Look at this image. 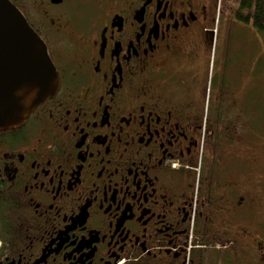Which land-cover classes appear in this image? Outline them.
<instances>
[{
  "label": "flooded vegetation",
  "instance_id": "obj_1",
  "mask_svg": "<svg viewBox=\"0 0 264 264\" xmlns=\"http://www.w3.org/2000/svg\"><path fill=\"white\" fill-rule=\"evenodd\" d=\"M8 1L59 86L0 131V264H220L219 244L262 264L259 200L213 180L224 155L204 146L205 112L247 115L238 82L203 83L216 0Z\"/></svg>",
  "mask_w": 264,
  "mask_h": 264
},
{
  "label": "rangeland",
  "instance_id": "obj_2",
  "mask_svg": "<svg viewBox=\"0 0 264 264\" xmlns=\"http://www.w3.org/2000/svg\"><path fill=\"white\" fill-rule=\"evenodd\" d=\"M236 8L237 0H216L213 5V22L210 25L212 33L207 60L203 65V83L209 95L216 91L222 80L238 82L235 96L240 98V102L248 93L243 103L247 115L221 117L218 143L211 145L210 149V142L206 139L204 146L224 155L221 156V164L213 166V180L238 181L239 186L247 181L250 196L259 200L257 203L259 216L255 220L250 218L249 224L244 226L245 231H249L251 236L255 222L264 221V35L256 33L248 25L233 20L232 12ZM213 119V113L203 114L202 121L205 125L213 126ZM205 147L204 154H207L209 151ZM225 149H228L229 153L236 152L241 157L235 159L231 155L226 156ZM258 233L259 236L256 237L264 247V227L261 226ZM213 247L220 264H225L226 260L228 264L238 249L237 245L228 244ZM247 251L250 260L255 261V247L250 246ZM206 260V264H211L210 258ZM215 263L213 255V264Z\"/></svg>",
  "mask_w": 264,
  "mask_h": 264
},
{
  "label": "water",
  "instance_id": "obj_3",
  "mask_svg": "<svg viewBox=\"0 0 264 264\" xmlns=\"http://www.w3.org/2000/svg\"><path fill=\"white\" fill-rule=\"evenodd\" d=\"M58 86L43 42L8 0H0V131L23 125Z\"/></svg>",
  "mask_w": 264,
  "mask_h": 264
},
{
  "label": "trees",
  "instance_id": "obj_4",
  "mask_svg": "<svg viewBox=\"0 0 264 264\" xmlns=\"http://www.w3.org/2000/svg\"><path fill=\"white\" fill-rule=\"evenodd\" d=\"M232 19L264 35V0H237V8L232 12ZM213 118V129H219L221 117Z\"/></svg>",
  "mask_w": 264,
  "mask_h": 264
}]
</instances>
